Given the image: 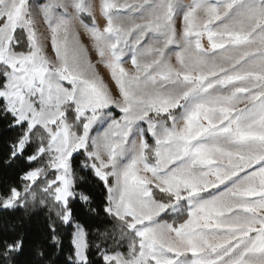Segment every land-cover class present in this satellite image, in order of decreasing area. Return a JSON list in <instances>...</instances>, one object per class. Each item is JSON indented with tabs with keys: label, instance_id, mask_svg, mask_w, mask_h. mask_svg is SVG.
I'll use <instances>...</instances> for the list:
<instances>
[{
	"label": "snow or ice",
	"instance_id": "6c2138e0",
	"mask_svg": "<svg viewBox=\"0 0 264 264\" xmlns=\"http://www.w3.org/2000/svg\"><path fill=\"white\" fill-rule=\"evenodd\" d=\"M0 264H264V0H0Z\"/></svg>",
	"mask_w": 264,
	"mask_h": 264
}]
</instances>
